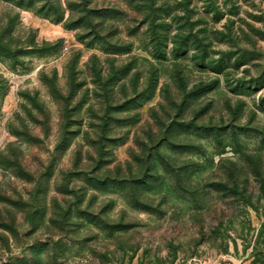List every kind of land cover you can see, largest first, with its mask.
Wrapping results in <instances>:
<instances>
[{
	"label": "rangeland",
	"instance_id": "obj_1",
	"mask_svg": "<svg viewBox=\"0 0 264 264\" xmlns=\"http://www.w3.org/2000/svg\"><path fill=\"white\" fill-rule=\"evenodd\" d=\"M0 264H264V0H0Z\"/></svg>",
	"mask_w": 264,
	"mask_h": 264
},
{
	"label": "trees",
	"instance_id": "obj_2",
	"mask_svg": "<svg viewBox=\"0 0 264 264\" xmlns=\"http://www.w3.org/2000/svg\"><path fill=\"white\" fill-rule=\"evenodd\" d=\"M151 22L152 23L154 22V18L153 17L151 18ZM154 25L155 24H152V37H151V39L152 40H156V42H157V41H159V37L156 35V31L154 29V27H155ZM157 49H158L159 53L161 52L160 54H163V52L160 50L161 48L159 46L157 47Z\"/></svg>",
	"mask_w": 264,
	"mask_h": 264
}]
</instances>
